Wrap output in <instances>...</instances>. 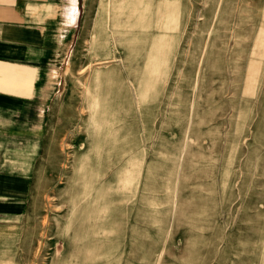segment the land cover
Here are the masks:
<instances>
[{
  "label": "rangeland",
  "instance_id": "374dc122",
  "mask_svg": "<svg viewBox=\"0 0 264 264\" xmlns=\"http://www.w3.org/2000/svg\"><path fill=\"white\" fill-rule=\"evenodd\" d=\"M106 2L53 103L0 111V264H264V0H148L115 41Z\"/></svg>",
  "mask_w": 264,
  "mask_h": 264
},
{
  "label": "crops",
  "instance_id": "0c3cea01",
  "mask_svg": "<svg viewBox=\"0 0 264 264\" xmlns=\"http://www.w3.org/2000/svg\"><path fill=\"white\" fill-rule=\"evenodd\" d=\"M79 0H0V111H43L58 97ZM64 59V60H63Z\"/></svg>",
  "mask_w": 264,
  "mask_h": 264
},
{
  "label": "bare ground",
  "instance_id": "6f19581e",
  "mask_svg": "<svg viewBox=\"0 0 264 264\" xmlns=\"http://www.w3.org/2000/svg\"><path fill=\"white\" fill-rule=\"evenodd\" d=\"M105 16H111L114 14V19L119 23L123 18L127 21V26L122 24L119 28L115 22V26L119 29L118 31H110L111 38L115 41L117 38L122 37L126 32L131 31L130 29L136 28L138 24L143 25L146 22L151 21V10L150 3L148 0H107L104 10ZM125 41V40H124ZM126 44V41H125ZM136 47L135 45H132ZM121 47V46H120ZM123 47H121L122 49ZM135 49L137 48H130ZM153 54L148 53L147 58L152 59Z\"/></svg>",
  "mask_w": 264,
  "mask_h": 264
}]
</instances>
